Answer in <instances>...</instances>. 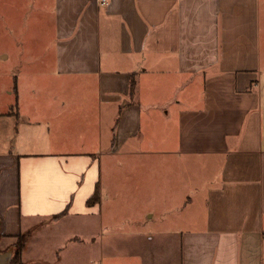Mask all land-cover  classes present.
Instances as JSON below:
<instances>
[{"label": "crops", "instance_id": "1", "mask_svg": "<svg viewBox=\"0 0 264 264\" xmlns=\"http://www.w3.org/2000/svg\"><path fill=\"white\" fill-rule=\"evenodd\" d=\"M262 21L264 0H0V252L166 264L168 234L180 264H264Z\"/></svg>", "mask_w": 264, "mask_h": 264}, {"label": "rangeland", "instance_id": "2", "mask_svg": "<svg viewBox=\"0 0 264 264\" xmlns=\"http://www.w3.org/2000/svg\"><path fill=\"white\" fill-rule=\"evenodd\" d=\"M261 36H262V45L264 46V21H262L261 26ZM211 171V170H210ZM184 174L186 177L187 169L184 170ZM193 174V170H192ZM210 175V172H207V175ZM194 181L200 182L204 181L205 175L204 170L201 168V166L198 165V167L194 170ZM187 178V177H186ZM66 213L61 215L59 218H53L55 221L63 220ZM52 225V223H51ZM148 227H153V225L149 224ZM82 237H87L86 235H81ZM80 236V237H81ZM27 239V238H26ZM155 241L161 242V244L165 245L164 250L160 251L162 256V262H166V264H180V240L178 235H161L156 236L155 235ZM28 240V239H27Z\"/></svg>", "mask_w": 264, "mask_h": 264}, {"label": "trees", "instance_id": "3", "mask_svg": "<svg viewBox=\"0 0 264 264\" xmlns=\"http://www.w3.org/2000/svg\"><path fill=\"white\" fill-rule=\"evenodd\" d=\"M134 82V80H132ZM132 82V84H133ZM97 194L92 197L90 199V203H93L96 201L97 199ZM89 202V201H88ZM65 212H62L60 214H57L55 215L54 217L55 218H59L61 215H63ZM27 236L24 234V235H20L18 237V241L16 242V244L13 246V248H11L9 251L11 252V263L12 264H21V254H22V251L26 245V242H27Z\"/></svg>", "mask_w": 264, "mask_h": 264}, {"label": "water", "instance_id": "4", "mask_svg": "<svg viewBox=\"0 0 264 264\" xmlns=\"http://www.w3.org/2000/svg\"><path fill=\"white\" fill-rule=\"evenodd\" d=\"M11 259V252H5V253H1L0 252V264H12L10 262Z\"/></svg>", "mask_w": 264, "mask_h": 264}, {"label": "built area", "instance_id": "5", "mask_svg": "<svg viewBox=\"0 0 264 264\" xmlns=\"http://www.w3.org/2000/svg\"><path fill=\"white\" fill-rule=\"evenodd\" d=\"M102 4H105L107 0H100Z\"/></svg>", "mask_w": 264, "mask_h": 264}]
</instances>
